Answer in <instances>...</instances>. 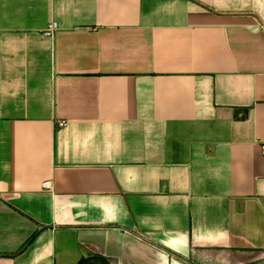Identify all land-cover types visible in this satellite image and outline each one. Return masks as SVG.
Returning a JSON list of instances; mask_svg holds the SVG:
<instances>
[{
    "label": "crops",
    "instance_id": "obj_1",
    "mask_svg": "<svg viewBox=\"0 0 264 264\" xmlns=\"http://www.w3.org/2000/svg\"><path fill=\"white\" fill-rule=\"evenodd\" d=\"M82 260L264 264V0H0V264Z\"/></svg>",
    "mask_w": 264,
    "mask_h": 264
},
{
    "label": "built area",
    "instance_id": "obj_2",
    "mask_svg": "<svg viewBox=\"0 0 264 264\" xmlns=\"http://www.w3.org/2000/svg\"><path fill=\"white\" fill-rule=\"evenodd\" d=\"M56 27H57V23L56 22H52V24L50 25V27L47 30L48 34L52 33L55 30ZM66 125H67V121H65V120H61V121L58 122V126H62L63 127V126H66ZM43 185H44L45 188H50L51 182L50 181H46V182H44Z\"/></svg>",
    "mask_w": 264,
    "mask_h": 264
},
{
    "label": "trees",
    "instance_id": "obj_3",
    "mask_svg": "<svg viewBox=\"0 0 264 264\" xmlns=\"http://www.w3.org/2000/svg\"><path fill=\"white\" fill-rule=\"evenodd\" d=\"M87 262H89V260H82V261L80 262V264H85V263H87Z\"/></svg>",
    "mask_w": 264,
    "mask_h": 264
}]
</instances>
